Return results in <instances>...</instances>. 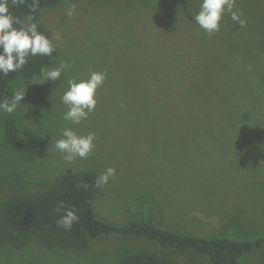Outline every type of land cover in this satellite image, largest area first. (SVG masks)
<instances>
[{"label": "rangeland", "instance_id": "obj_1", "mask_svg": "<svg viewBox=\"0 0 264 264\" xmlns=\"http://www.w3.org/2000/svg\"><path fill=\"white\" fill-rule=\"evenodd\" d=\"M237 5L246 26L226 14L212 35L192 20L198 0H63L41 9L57 48L43 72L62 62L72 67L43 83L42 74L10 73L14 92L25 96L13 114H0L13 119L18 139L9 148L0 137V201L51 187L69 172L100 174L111 166L115 176L93 199L103 221L142 216L152 196L167 228L264 237V0ZM90 70L107 73L96 110L70 125L61 97L68 79ZM66 126L97 137L92 154L70 165L54 149ZM157 248L118 234L92 238L85 250L31 241L0 247V264H116L131 250ZM178 257L182 264H211L191 250ZM237 264H264V248Z\"/></svg>", "mask_w": 264, "mask_h": 264}, {"label": "trees", "instance_id": "obj_2", "mask_svg": "<svg viewBox=\"0 0 264 264\" xmlns=\"http://www.w3.org/2000/svg\"><path fill=\"white\" fill-rule=\"evenodd\" d=\"M61 1L38 0L36 10L31 12L29 5L33 0H26L18 6L9 0V8L22 21V26L37 23L38 30L52 41L49 29L41 21L40 10L54 7ZM56 53L55 47L51 56L29 57L28 63L16 74L24 78L39 77ZM13 94L10 73L7 77H0V100L11 99ZM0 135L4 146H16L18 139L10 116L0 120ZM98 175L93 170L69 172L51 187L14 194L1 200L0 247L21 249L33 241L36 246L45 249L72 247L85 250L92 238L104 234L142 237L158 247L131 250L120 255L116 264H182L178 255L189 250L205 255L211 264H237L246 253L264 248V237L241 240L227 236L196 235L167 228L162 224V212L152 196L150 207L142 216H133L120 224L103 221L93 210V199L102 190L95 187ZM61 201L65 208L75 210L79 216L71 230L57 226L56 221L63 215V209L59 212L56 210Z\"/></svg>", "mask_w": 264, "mask_h": 264}, {"label": "clouds", "instance_id": "obj_3", "mask_svg": "<svg viewBox=\"0 0 264 264\" xmlns=\"http://www.w3.org/2000/svg\"><path fill=\"white\" fill-rule=\"evenodd\" d=\"M26 0H12V4H24ZM38 0H33L29 5L31 12L36 10ZM192 20L209 35L221 30V22L226 14L241 28L247 24L246 18L239 11L237 0H198V10L192 13ZM73 15V9L67 11ZM16 25H21L17 27ZM55 47L51 39L38 30L37 23L22 26L19 17L10 12L9 0H0V77H7L9 73H17L27 63L29 57L51 56ZM72 65L62 62L58 67L47 69L42 73V79L37 82L56 81L66 73ZM251 70V69H250ZM107 73L104 71L90 70L84 78L68 79L67 90L61 97V102L66 106L63 120L70 125H80L96 110L98 99L97 90L104 85ZM25 91H16L11 99L0 100V114H13L21 104ZM124 107V105H121ZM96 133L80 134L74 127L66 126L60 129L59 138L54 142V149L60 153L66 164H71L77 158H88L94 148ZM51 142V141H50ZM116 174L114 167H107L95 180L96 188H105L110 179ZM63 209V215L56 221L58 227L71 230L79 216L71 208H65L63 202H58L56 210Z\"/></svg>", "mask_w": 264, "mask_h": 264}]
</instances>
